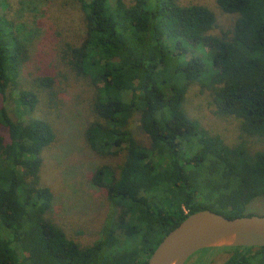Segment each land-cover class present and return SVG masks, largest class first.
Listing matches in <instances>:
<instances>
[{"label":"trees","instance_id":"obj_1","mask_svg":"<svg viewBox=\"0 0 264 264\" xmlns=\"http://www.w3.org/2000/svg\"><path fill=\"white\" fill-rule=\"evenodd\" d=\"M77 1L85 33L78 43L66 42L62 54L97 86L96 119L85 132L90 147L123 154L117 169L99 165L91 180L116 206V223L82 246L47 217L54 195L40 184L39 170L55 129L42 118L15 120L2 106L7 136L0 134V264H145L195 212L255 214L246 209L264 198V147L253 150L245 139L227 143L189 116L185 101L189 86L199 83L212 91L218 114L239 118L245 135L264 142V0H218L236 14L222 34L212 33L216 15L203 4ZM195 45L207 52L193 54ZM28 58L26 43L0 17L5 98ZM46 80L36 79L40 86ZM18 101L32 110L39 96L21 89ZM136 120L148 142L137 137ZM209 249L232 252L220 264H264V246Z\"/></svg>","mask_w":264,"mask_h":264},{"label":"rangeland","instance_id":"obj_2","mask_svg":"<svg viewBox=\"0 0 264 264\" xmlns=\"http://www.w3.org/2000/svg\"><path fill=\"white\" fill-rule=\"evenodd\" d=\"M0 1V17L6 19L26 43L29 55L7 90L6 98L0 94V108L6 106L15 120L42 118L52 124L56 138L43 148V163L39 170L40 184L49 187L54 195L46 215L62 227L68 237L82 246L92 245L104 236L108 226L116 223L117 217L116 206L104 188L92 183V176L102 164L117 169L123 154L94 151L85 137L86 129L96 119L93 102L97 86L89 76L73 71L62 54L66 42L78 43L85 33L80 4L77 0ZM178 1L203 4L212 9L217 19L213 34L230 29L236 18V14L222 9L218 0ZM206 52L198 45L192 50L193 54L204 55ZM38 77L50 78V81L46 80V84L40 86L36 81ZM21 89L37 92L39 101L32 110L20 108L18 94ZM185 108L189 116L211 132L220 134L229 144L245 139L253 150L264 147L262 138L242 132L239 118L218 114L212 91L199 83L189 86ZM133 127L137 137L148 142L137 120ZM0 134L7 136L1 124ZM246 210L264 214V198L253 199ZM209 248L197 251L185 264H220L232 253L227 250L212 253ZM206 252L209 253L205 260L202 257Z\"/></svg>","mask_w":264,"mask_h":264},{"label":"water","instance_id":"obj_3","mask_svg":"<svg viewBox=\"0 0 264 264\" xmlns=\"http://www.w3.org/2000/svg\"><path fill=\"white\" fill-rule=\"evenodd\" d=\"M215 246H264V215L195 212L163 238L145 264H185L197 251Z\"/></svg>","mask_w":264,"mask_h":264}]
</instances>
